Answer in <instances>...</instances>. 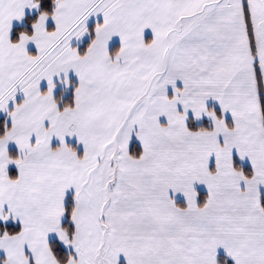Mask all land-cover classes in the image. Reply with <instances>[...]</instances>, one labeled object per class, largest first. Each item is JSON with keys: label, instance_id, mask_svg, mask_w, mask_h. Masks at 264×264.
Returning <instances> with one entry per match:
<instances>
[{"label": "snow or ice", "instance_id": "6c2138e0", "mask_svg": "<svg viewBox=\"0 0 264 264\" xmlns=\"http://www.w3.org/2000/svg\"><path fill=\"white\" fill-rule=\"evenodd\" d=\"M42 2L0 0V264H264V0Z\"/></svg>", "mask_w": 264, "mask_h": 264}, {"label": "crops", "instance_id": "0c3cea01", "mask_svg": "<svg viewBox=\"0 0 264 264\" xmlns=\"http://www.w3.org/2000/svg\"><path fill=\"white\" fill-rule=\"evenodd\" d=\"M36 13H38L37 10L26 9V10H25V18H26L27 15H33V14H36ZM97 20H99V22L102 23V21H103L102 16H100V17H92V18H90V20H89V22H88V23H89V29H90V31L93 32V33H94V28H95V25H96V23H97ZM24 21H25V19L23 20V22L14 21V22H13V30H14L17 26L22 25V24L24 23ZM50 25H51V27H54V22H51V21H50ZM51 27H50V30H51ZM13 30H12V32H13ZM11 35H12V33H11ZM152 38H154L152 32H146V33H145V39H146V42H150V40H151ZM84 39H86V37H85ZM90 39H91V37H90ZM90 39H89V40H90ZM118 39H119L118 37H117V38H114V40H117V41H118ZM89 40H88V41H89ZM88 41H87V42H88ZM87 42H86V43H87ZM79 44H80V43H76V41H73V46H78ZM85 45H86V44H85ZM85 45H84V46H85ZM84 46H79L80 49H81V54H83V50H82V48H83ZM109 50H110L111 53H112V51H114V53H115L118 49H117L116 45H114V44H110V48H109ZM29 51H30L32 54H36V50H35V45H34V44L29 45ZM85 51H86V50H85ZM69 79H70L71 82H72V87L68 89V92L65 91V86H61L59 83H57V89L55 90V93H54L55 96H56V98H57V95L61 94V96H63V100H64L65 98L69 97V96H72L73 99H74V90H75V87L78 86V84H79V80H78V78L75 76V73H71ZM46 88H47V86H46L45 84L42 83V90H46ZM169 94H171V89H169ZM18 97H21V99H22V94L18 95ZM18 97H17V98H18ZM19 101H20V100H19ZM1 116H5V117H6L5 114L0 113V117H1ZM8 122H9V121H8ZM69 143H70L73 147H76V146H77V145H76V141H75L74 139H70V140H69ZM137 143H138V142H137ZM54 145H57V143L54 144ZM80 147L82 148L81 151L79 150ZM79 148H78V150H79V151L81 152V154H82V152H83V146L80 145ZM13 168H15L14 165H13V166H10V171H11V169H13ZM15 169H16V168H15ZM197 188H198V191L201 192L202 197H203V195L206 194V190L203 188V186H197ZM177 202L180 203L181 205H183V203H184L183 198H182V197L177 198ZM218 252H219V255H218V262H219V264H221V262H220L221 259H223L224 263L227 261V264H232L231 259L227 257V254H226V252H225L223 249L218 250ZM2 256H3V254L1 253V254H0V257H2ZM121 264H126V261L124 260L123 257H121Z\"/></svg>", "mask_w": 264, "mask_h": 264}, {"label": "trees", "instance_id": "16d2710c", "mask_svg": "<svg viewBox=\"0 0 264 264\" xmlns=\"http://www.w3.org/2000/svg\"><path fill=\"white\" fill-rule=\"evenodd\" d=\"M53 8V2L52 0H43L42 2V5H41V11L43 10H47V11H50L52 10ZM39 11L38 13L36 14H33V15H27L26 18H25V21L22 25L20 26H17L13 32H12V39L15 41L16 39H18V36H19V33L22 32V31H28L29 33H31L32 31V28H31V25L32 23H34L37 19H38V16H39ZM92 37H94V33L92 32ZM91 37V38H92ZM91 40V39H90ZM90 40L86 43V45L82 48L83 52L86 50V47H87V44L90 43ZM112 53L114 54V51H112ZM61 98V94L57 95V99H60ZM73 100V97L72 96H69L67 98H65L63 100L64 103H70L71 101ZM6 119L5 116H2L0 117V134H3V128H2V121ZM9 123V122H8ZM9 126H11V123H9ZM10 154L15 158L17 156V153L16 151L12 150L10 152ZM250 169H246V171H249ZM17 170L15 168L11 169V173L13 174V176H15ZM221 264H225L223 259H221Z\"/></svg>", "mask_w": 264, "mask_h": 264}, {"label": "rangeland", "instance_id": "374dc122", "mask_svg": "<svg viewBox=\"0 0 264 264\" xmlns=\"http://www.w3.org/2000/svg\"><path fill=\"white\" fill-rule=\"evenodd\" d=\"M102 22H103V21H102ZM146 32H151V30L148 29V30H146ZM146 32H145V33H146ZM89 39H90V37H89V36H86V39H84L83 42H78V41H76V43H80L78 46H84V45L86 44V42H87ZM70 74H71V73H70ZM70 74H69V78H70ZM56 83H59V80H57ZM43 84H45V85L47 86L46 82H43ZM59 84H60V83H59ZM60 85H61V86H64V85H62V84H60ZM67 92H68V90H67ZM17 100H18V101L21 100V97H18ZM2 114H4V113H2ZM1 117H2V116H1ZM9 123H11L10 120H9ZM53 143H54V144L57 143V145H58L59 142L54 140ZM54 146H56V145H54ZM81 149H82V148L80 147L79 150L81 151ZM12 150L16 151L17 156L19 155L18 148H17L14 144H10V145H9V151L11 152ZM0 254H1V253H0Z\"/></svg>", "mask_w": 264, "mask_h": 264}]
</instances>
